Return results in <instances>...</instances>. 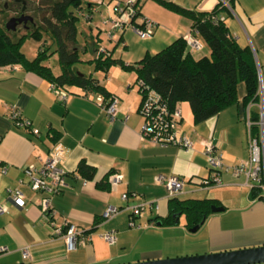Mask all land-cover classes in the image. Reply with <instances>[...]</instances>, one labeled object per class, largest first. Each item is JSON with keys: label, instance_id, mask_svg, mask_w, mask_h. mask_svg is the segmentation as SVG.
<instances>
[{"label": "crops", "instance_id": "crops-1", "mask_svg": "<svg viewBox=\"0 0 264 264\" xmlns=\"http://www.w3.org/2000/svg\"><path fill=\"white\" fill-rule=\"evenodd\" d=\"M89 1L82 0L81 6L88 9ZM174 1L195 9L217 4V13L230 32L240 43L250 44L264 79V0ZM138 13L150 17L155 24L149 38L127 42V47L125 27L118 30L116 42L121 40L127 53L133 52L134 56L121 57L125 62L158 49L190 26L187 16L157 0H140ZM139 14L134 20L139 19ZM93 24L88 25V34L97 42L100 25L96 21ZM203 43L196 53L208 52V46L202 49ZM120 68L103 80L98 76L107 91L117 95L115 114L109 118L94 90L65 84L68 92L60 99L49 81L35 71L18 63L0 65V167H4L0 170V204L5 205L0 210V246H5L0 248V264H111L264 243V190L230 167L247 156L242 125L245 108L257 109L255 101L243 105L242 82L237 83L235 102L198 122L192 121L186 100L177 103L179 133L192 140V147L184 148L175 143L158 144L141 133L142 118L137 110L140 95L133 86L135 71ZM8 103L20 108L37 133L13 124L7 116ZM208 136L218 146L223 165L219 168V183L204 185L200 179L208 174V166L201 140ZM50 149L57 152L66 170V185L50 194L54 213L47 217L37 204L39 192L29 188L22 168L29 162L37 164L36 156H44ZM79 158L94 166L92 177L85 178L74 171ZM110 171L119 172L120 179L108 187L96 185V180L104 174L107 178ZM158 172L183 177L181 190L176 193L179 197L206 196L222 205L205 216L189 234L187 243L180 244L172 235H164L188 229L183 213L177 214L176 222L157 223L167 212L169 196L164 184L153 179ZM12 186L22 190L23 204L14 203L8 196L7 187ZM123 191L126 197H121ZM141 200L148 203L131 214L129 206ZM109 203L117 205L118 210L102 218V210ZM63 219L81 226L89 237L67 249L63 237L52 234L53 223ZM109 228L115 232L113 242L100 235ZM23 245L29 253L25 258L20 255Z\"/></svg>", "mask_w": 264, "mask_h": 264}, {"label": "trees", "instance_id": "trees-1", "mask_svg": "<svg viewBox=\"0 0 264 264\" xmlns=\"http://www.w3.org/2000/svg\"><path fill=\"white\" fill-rule=\"evenodd\" d=\"M157 1L168 9L187 16L190 19V26L197 29L198 36L207 44L208 52L189 51L180 34L158 49L145 51L139 58L124 62L122 58L112 56L110 51L108 53L97 51L96 39L90 36L89 46L92 54L88 60L91 61L93 68L101 69L105 73L108 66L114 62L124 68H132L135 71L134 81L138 92L141 84L146 83L155 89L169 106L186 100L193 122L205 119L235 102L238 82H242L244 88L241 95L243 105L256 102L259 64L250 44L240 43L230 32L223 17L217 13V4L209 9H195L174 0ZM139 3L140 0H135L132 4L133 16L139 12ZM81 5L82 0H48L47 12L41 14L38 22L33 19L24 27L30 28L19 34L16 33V26L14 29L5 28V19L1 18L0 65L18 63L61 86L76 84L104 96L109 95L97 75L82 73L73 66V62L79 59L75 21ZM18 8L19 6L13 7L14 12ZM43 33L48 35L49 40H46ZM26 35L41 39L31 57L21 49V41ZM53 51L56 52L59 64V70L56 72L46 59ZM139 95L140 100L141 94ZM249 112L252 119L258 117L256 109H250ZM257 130V123L252 122L251 131ZM94 169L92 164L79 158L74 171L82 177L90 178ZM95 183L100 187L109 186L106 174ZM215 202V199L206 196L179 197L172 194L167 197L166 214L160 216L158 220L162 224H169L174 220L175 215L172 213H183L184 225L188 228L196 222L200 224L205 216L213 211L210 205Z\"/></svg>", "mask_w": 264, "mask_h": 264}, {"label": "built area", "instance_id": "built-area-1", "mask_svg": "<svg viewBox=\"0 0 264 264\" xmlns=\"http://www.w3.org/2000/svg\"><path fill=\"white\" fill-rule=\"evenodd\" d=\"M100 1L101 0H90L85 15L90 16L89 10L96 9L95 3ZM134 1L135 0H115L112 3L111 6L114 15H108L101 20L106 23L108 27H102L101 30L108 40H110L113 30L123 28L125 25H130L140 37L151 35L155 21L139 13L135 14H139V19L133 20L135 15L133 16L134 8L132 4ZM80 12H82V9H80ZM99 30L100 27L98 26V31ZM182 37L189 51H199L202 41L194 26H189L185 32L182 33ZM97 51L108 53L110 49L106 45L100 43L97 44ZM49 87L53 89L60 99L64 98L68 92L63 86L54 81H49ZM139 94H141V97L137 110L142 118L140 124L141 133L158 144L175 143L184 148H191L192 140L187 135L179 133L178 122L180 120V109L178 104L169 106L167 101L146 83L141 84ZM257 95L256 110L258 111V117L256 119L250 117V109L248 106H246L243 116L246 131L247 156L231 164L230 167L234 172L244 173L245 178L251 180L250 184L258 185L264 190V79L261 76L259 68ZM95 98L104 109L106 115L112 118L116 110L117 95L110 93L104 96L96 92ZM6 110L7 116L11 118L13 124L26 126L31 132L37 133V128L31 126L30 119L21 113L17 105L8 103ZM252 122H256L258 125V130L256 132L251 131ZM201 142L202 152L206 156L208 174L201 177L200 183L204 185L217 184L220 181L219 168L223 165L221 152L211 136L203 138ZM36 157L38 159L37 164L32 162L25 164L22 168V172L29 188L35 192H39L37 204L41 212L47 217H51L53 216L54 208L50 200V194L60 191L66 185V170L59 163V156L55 150L50 149L44 156L37 155ZM0 170H4V167H0ZM120 177L121 174L119 172L110 171L107 175V180L109 184L113 185ZM153 179L164 184L168 195L179 192L183 182V177L176 173L162 174L158 172L154 174ZM7 194L14 203L18 205L23 204L22 190L18 186L7 187ZM126 195L127 193L125 191L121 193V197H126ZM146 203H148V200H141L131 204L129 206L130 213H137ZM4 206V204H0V210L4 209ZM117 210V205L107 204L102 210V218L109 217ZM129 223H134L131 218L129 219ZM52 226V234L62 236L67 249L75 247L77 243H81L85 238L89 237L88 232L68 219H63L62 222L58 224L53 223ZM100 235L108 242H113L115 239V232L112 228L100 231ZM4 247L5 246H0V248ZM28 254L27 246H21V257L25 258Z\"/></svg>", "mask_w": 264, "mask_h": 264}, {"label": "rangeland", "instance_id": "rangeland-1", "mask_svg": "<svg viewBox=\"0 0 264 264\" xmlns=\"http://www.w3.org/2000/svg\"><path fill=\"white\" fill-rule=\"evenodd\" d=\"M4 0H0V19L3 18H7L9 15L14 13V9L13 7H15L14 5H12V0H7L6 4L4 6L3 4ZM115 0H101L100 2H96V9L93 10H89L90 12V16L86 17L85 15V11L87 12V9H85L87 6L83 5L80 7V9H82V12H80V9L77 10V18H76V41L78 43V55H79V59L75 60L73 62V66L76 70L82 72V73H93L94 75L99 76L102 80L105 79V75L109 74L110 72H112V70H118L120 67L121 70L124 71H133L132 68H124L122 66H120L118 63H111L108 66V70L106 72V74H104V72L101 69H94L93 65L91 63V61L88 60L89 57H91L92 54V49L89 46V40H90V36H89V30H88V25L89 26H93L94 22L96 21V23H98L100 25V30L97 32L99 35V39L97 41V44H104L106 45L109 49L110 52L112 54V56H116V57H123L124 55L126 57H128V55L132 56L133 52H129L127 53L128 48L125 49V47L122 46V41L118 40L116 42V35L118 34V30H113V33L110 37V40H108L104 35L102 30V27L104 28H108L106 26V23L102 22L101 20L108 16V15H114V12L112 10V3ZM48 0H28V5L29 6H25V12L29 13L32 15L33 19L35 22H38L41 18V14L46 13V4H47ZM36 6H39L38 8H36ZM2 7V8H1ZM29 27L24 28L20 23L16 24V33L19 34L21 32H23L26 29H29ZM124 40L125 42L129 43H139V41H145V38H149V36L146 37H140L135 30L130 26V25H125V29H124ZM44 36H46V40H49V37L47 34L43 33ZM41 41V39H37L33 36H29L26 35L22 41H21V49L24 51V53L31 57L32 55H34V53L36 52L37 49V45L38 43ZM201 41H203L201 39ZM128 43L126 45V47L128 46ZM84 46V47H83ZM203 48H207V44L204 42L203 43ZM120 53V55H119ZM134 57V56H132ZM46 59L48 60L51 68L53 69V71H58L59 70V64L57 62V57H56V52L53 51L51 53H49V55L46 57ZM133 59V58H131ZM124 61V60H123ZM132 61V60H130ZM125 62V61H124ZM136 86V83L134 81L133 86ZM134 86V88H135ZM187 102V101H186ZM188 103V102H187ZM242 125L244 126V121L242 120ZM244 130H245V126H244ZM246 132V131H245ZM244 132V133H245ZM177 231V230H176ZM194 232V230H188L185 229V231H177L174 233H170V232H166L164 235L165 237H168L169 235H172V237H175L177 239V242L179 241L180 244L183 243H187L189 242V234ZM159 237L162 239V235L158 234ZM202 252V251H201ZM185 254L187 253H195V252H184ZM184 253H179V254H184ZM172 255V254H169ZM174 255V254H173ZM161 256H166V255H161ZM247 264V263H246Z\"/></svg>", "mask_w": 264, "mask_h": 264}, {"label": "water", "instance_id": "water-1", "mask_svg": "<svg viewBox=\"0 0 264 264\" xmlns=\"http://www.w3.org/2000/svg\"><path fill=\"white\" fill-rule=\"evenodd\" d=\"M23 7L21 6V9ZM32 18L31 14L21 11L5 18L4 26L7 29H14L20 21L25 23L27 19L32 20ZM210 207L212 210H218L222 208V205L212 203ZM172 215H175L174 221L176 222L177 214L172 213ZM198 225L199 222H196L188 226V229L195 230ZM258 261H264V243L190 254L143 258L111 264H246Z\"/></svg>", "mask_w": 264, "mask_h": 264}, {"label": "flooded vegetation", "instance_id": "flooded-vegetation-1", "mask_svg": "<svg viewBox=\"0 0 264 264\" xmlns=\"http://www.w3.org/2000/svg\"><path fill=\"white\" fill-rule=\"evenodd\" d=\"M6 1L7 0H4L3 1V4H4V6H5V4H6ZM12 2V5H16V6H19V8H18V10H16L13 14H18L19 12H21V11H23V12H25L24 10H25V6H29L28 5V0H12L11 1ZM21 6H24L23 7V9H21ZM32 20H33V18H32ZM32 20H26L25 21V23H23V22H19L23 27H25V26H27L28 25V23H30Z\"/></svg>", "mask_w": 264, "mask_h": 264}]
</instances>
